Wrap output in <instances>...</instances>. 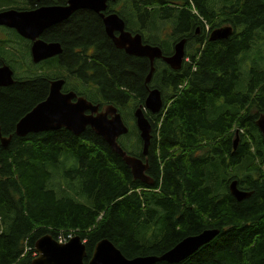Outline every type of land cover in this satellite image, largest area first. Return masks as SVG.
Returning <instances> with one entry per match:
<instances>
[{
  "label": "trees",
  "instance_id": "trees-1",
  "mask_svg": "<svg viewBox=\"0 0 264 264\" xmlns=\"http://www.w3.org/2000/svg\"><path fill=\"white\" fill-rule=\"evenodd\" d=\"M23 6L0 0V11ZM107 13H116L127 31L142 34L166 56L183 37L194 39L195 29L201 30L187 45L189 60L179 71L154 64L150 86L162 93L163 106L158 115H146L153 185L133 180L122 159L89 128L78 137L64 129L14 134L16 123L45 100L49 82L57 78L67 81L63 92L104 106L100 94L109 100L106 106L122 107L128 124L132 108L125 117V103L131 99L138 107L147 96L148 61L117 51L99 17L85 10L43 33L62 53L37 65L23 52L26 41L15 45L18 53L8 54L1 38L0 58L10 68L14 64L16 73L11 68L13 85L0 87V135L11 136L6 148L0 142V264H32L34 244L44 234L55 240L78 235L86 240L88 259L96 243L108 239L132 259L161 256L206 229L219 233L179 264H264V141L255 126L264 115V60L250 59L248 80L244 73L240 80L239 69L248 53L260 49L253 44L264 40V0H116ZM165 24L170 34L162 42L154 31ZM224 26L233 28L232 35L209 42V33ZM243 81L241 91L237 85ZM210 99L222 101L227 111L207 115ZM244 128L256 133L255 152L248 142L238 141L233 149L235 131ZM118 144L137 156L133 124ZM232 180L250 197L237 202L228 192ZM142 231L146 238H139Z\"/></svg>",
  "mask_w": 264,
  "mask_h": 264
},
{
  "label": "water",
  "instance_id": "water-1",
  "mask_svg": "<svg viewBox=\"0 0 264 264\" xmlns=\"http://www.w3.org/2000/svg\"><path fill=\"white\" fill-rule=\"evenodd\" d=\"M110 1L114 2L115 0H67V4L63 6L46 5L32 10H2L0 11V27L12 29L19 37L29 41L31 61L33 64H39L62 53V47L58 42H46L42 39L43 33L49 28L67 21L79 10L92 11L101 19L105 35L117 51L124 52L127 56L149 60L150 71L145 83L148 84L152 78L154 60L156 59L162 60L161 62L173 71L181 69L185 56V39L173 46L171 56H163L159 48L143 44L140 34L131 35L127 32L123 19L117 14H105ZM232 33L231 26L218 28L210 33L209 42L226 40ZM13 84V71L6 65L1 66L0 87L5 88ZM64 84V79H55L49 82L47 97L16 123L15 136L24 138L30 134L64 129L78 137L89 128L122 159L133 180L146 186H152L153 179L146 174L147 161L143 162L140 158L128 155L117 143L120 136L129 132L118 109L109 105L103 111H99L98 105H93L85 98L77 97L74 92H62ZM162 106L161 92L155 88H148L144 103L133 111L135 127L142 142L141 158H147L152 140V127L145 117V112L157 115ZM255 126L264 141L263 114H260L255 120ZM10 141L11 136L2 137L0 135L3 148H6ZM237 141L236 138L233 142V149L236 148ZM228 192L237 202H241L251 195L249 192L238 189L236 180H232L228 184ZM218 233V229H206L199 234L183 239L161 256H142L132 259L126 258L108 239L97 242L90 259H88L85 244L78 235L61 244L49 234H44L34 244L37 256L33 259L32 264H154L156 262L179 264L199 248L210 243ZM86 260L87 263H85Z\"/></svg>",
  "mask_w": 264,
  "mask_h": 264
},
{
  "label": "rangeland",
  "instance_id": "rangeland-1",
  "mask_svg": "<svg viewBox=\"0 0 264 264\" xmlns=\"http://www.w3.org/2000/svg\"><path fill=\"white\" fill-rule=\"evenodd\" d=\"M13 2H14V4L18 1V0H12ZM116 2V1H115ZM114 2V3H115ZM20 4V3H19ZM13 6H15V5H13ZM170 24H165V25H162V26H160V27H158L157 29L155 28V31L154 32H156L155 33V35L157 36L158 35V33H159V36H160V41H165L166 39H167V36L170 34ZM209 30V27H208V25L207 24H204V33H206L207 31ZM1 34H0V39L1 38H4L5 39V41H3L2 42V48H3V50L6 52V53H8V54H10L11 52H17L16 50H15V45L16 44H18V43H20L21 41H22V39L20 38V37H18L17 35H16V33H14L13 31H5L4 29H2L1 30V32H0ZM256 43H258L259 45H257L258 46V48H260V49H255V50H253L252 52H250V53H248V56H247V58H245L242 62H241V65H239V69H240V80L242 79V76H243V73L244 74H246L247 75V80H248V78H249V70H247L248 69V67H249V65L251 64V62H250V59H251V61H259V62H261V61H263L264 60V40H262V41H258V42H255L253 45H256ZM252 45V46H253ZM22 48L23 49H27V43L25 42H23V45H22ZM252 49V47H250L247 51H244V52H242L239 56H238V61H240V58L245 54V53H247L248 51H250ZM18 53V52H17ZM3 55V54H2ZM3 57H5V55H3ZM15 61V60H14ZM16 61H19L21 64H23V62H21V61H23L20 57H19V59L17 60L16 59ZM261 66L263 67L264 65L263 64H261ZM11 68L15 71V73H16V70H15V67H14V64L13 65H11ZM242 68V69H241ZM64 79V78H63ZM65 80V79H64ZM240 80H239V82H240ZM245 82L246 81H243V82H241L240 84L238 83V85H237V88H239V90H241V91H243L244 90V85H245ZM67 83V81L65 80V84ZM64 84V85H65ZM149 86H150V83H149ZM239 86V87H238ZM152 87V86H151ZM131 95V94H130ZM99 97H101V99H100V101L102 102V103H104V106L106 107V105H105V101H109V100H104L103 98H102V96L99 94L98 95ZM221 103H223L222 101H217V100H214V99H210V100H208L207 101V107H206V113H207V115H209V116H214V117H217L218 115H220V114H223V113H225L227 110H224L223 108H222V104ZM135 103H134V101L133 100H131V99H129L126 103H125V110L123 111L124 113V115H125V117H128L129 116V114H130V111H131V108L132 109H134V108H136V106H134L133 107V105H134ZM104 106L102 105V106H100L101 108H104ZM123 106V105H122ZM118 109H121L122 107H117ZM230 113H232V114H234L235 113V110H234V108L232 107L230 110H228ZM126 112V113H125ZM122 116V115H121ZM123 118V117H122ZM132 123H133V119L132 120H128V126L130 127V125H132ZM133 128H134V125H133ZM135 129V128H134ZM259 133V132H258ZM238 134L239 135H241L242 136V138L240 137V140H239V138H238V141L240 142V143H242V142H248V143H250L251 145H252V147H251V151H253V152H255L257 149H258V146L256 145V143L254 144V142H257L258 141V139H257V136H256V133L251 129V128H244V131L243 130H240V131H238ZM237 134V135H238ZM234 139V138H233ZM132 149H135V150H137V149H139L138 147H136V146H132ZM67 164H71V162L70 161H68L67 162ZM222 172V171H221ZM231 174V173H230ZM54 183H55V185L56 186H58V184H59V177L57 176V177H55V179H54ZM0 221H1V217H0ZM153 231H156L157 229H158V227L157 226H153ZM75 236V234H72V238ZM61 237V236H60ZM141 237H147V235H145L144 234V232L142 231L140 234H139V238H141ZM60 239H57L56 241H58V242H61V240L59 241ZM83 241V240H82ZM85 241L86 240H84L83 242L85 243Z\"/></svg>",
  "mask_w": 264,
  "mask_h": 264
},
{
  "label": "flooded vegetation",
  "instance_id": "flooded-vegetation-1",
  "mask_svg": "<svg viewBox=\"0 0 264 264\" xmlns=\"http://www.w3.org/2000/svg\"><path fill=\"white\" fill-rule=\"evenodd\" d=\"M16 3H20V5H24L23 6V10H32V9H36V8H38V7H41V6H46V5H57V6H63V5H66L67 4V1H66V3L64 4V0H18ZM85 11H87V10H85ZM90 12H92V11H90ZM100 19V18H99ZM101 20V19H100ZM103 25V24H102ZM2 29H4V30H9V31H13V30H10V29H7V28H5V27H0V32H1V30ZM104 29V28H103ZM126 29V28H125ZM170 29V28H169ZM127 31V30H126ZM14 32V31H13ZM127 32H129V31H127ZM15 33V32H14ZM1 34V33H0ZM131 34H132V32H131ZM201 34V30H200V28L199 29H195V34H194V36H195V38L194 39H192L191 37H183L182 39H185V55H187V45L188 44H190V43H193L195 40H196V37H198L199 35ZM132 35H134V34H132ZM142 35V34H141ZM107 37V36H106ZM108 38V37H107ZM22 39V38H21ZM109 39V38H108ZM181 39V40H182ZM23 40V39H22ZM23 41H26V40H23ZM109 41H110V39H109ZM27 42V41H26ZM142 42L144 43V44H147L146 42H145V40H144V36L142 35ZM29 43V42H28ZM29 45V47H30V43L28 44ZM175 45V44H174ZM173 45V46H174ZM172 46V47H173ZM161 51H162V49L160 48V47H158ZM28 51H29V49H24L23 50V52H24V54H27L28 53ZM171 52L173 53V50H171ZM60 56V55H59ZM163 56H165V55H163ZM168 56H170V55H167V56H165V57H168ZM0 57H3V55L2 54H0ZM131 57V56H130ZM54 58H56V57H54ZM54 58H52V59H54ZM134 59H142V60H145V61H149L147 58H139V57H133ZM154 61H162V60H154ZM0 66H2L3 64H5V62L4 61H2V59L0 58ZM142 146V143L140 142L139 143V147H141ZM149 149H150V147H149ZM149 154V153H148ZM135 157H138V158H140V159H142V161L143 162H145V160L147 161V163H148V158H146V159H144V158H141V148L139 149V151H138V154H137V156H135ZM147 157H148V155H147ZM148 168H149V165H148ZM148 171V170H147ZM147 171H146V173H147Z\"/></svg>",
  "mask_w": 264,
  "mask_h": 264
},
{
  "label": "bare ground",
  "instance_id": "bare-ground-1",
  "mask_svg": "<svg viewBox=\"0 0 264 264\" xmlns=\"http://www.w3.org/2000/svg\"><path fill=\"white\" fill-rule=\"evenodd\" d=\"M72 238V237H71ZM58 242V241H57ZM90 259V258H89Z\"/></svg>",
  "mask_w": 264,
  "mask_h": 264
}]
</instances>
